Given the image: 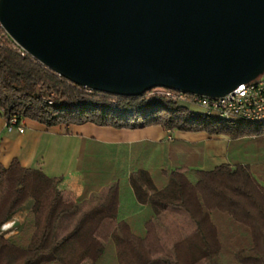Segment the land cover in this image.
I'll use <instances>...</instances> for the list:
<instances>
[{"label":"trees","instance_id":"obj_1","mask_svg":"<svg viewBox=\"0 0 264 264\" xmlns=\"http://www.w3.org/2000/svg\"><path fill=\"white\" fill-rule=\"evenodd\" d=\"M191 106L152 90L123 96L77 85L24 51L0 25V115L7 122L16 116L48 127L161 126L232 140L264 135L262 122ZM250 168H139L129 182L145 208L128 215L117 183L68 201L60 177L18 158L0 162V264H264V185ZM29 200L22 237H5L4 224Z\"/></svg>","mask_w":264,"mask_h":264},{"label":"water","instance_id":"obj_2","mask_svg":"<svg viewBox=\"0 0 264 264\" xmlns=\"http://www.w3.org/2000/svg\"><path fill=\"white\" fill-rule=\"evenodd\" d=\"M0 25L91 90L222 97L264 73V0H0Z\"/></svg>","mask_w":264,"mask_h":264},{"label":"crops","instance_id":"obj_3","mask_svg":"<svg viewBox=\"0 0 264 264\" xmlns=\"http://www.w3.org/2000/svg\"><path fill=\"white\" fill-rule=\"evenodd\" d=\"M23 124V133L17 128L6 131V119L0 115V162L8 166L18 158L24 167L60 177L59 189L68 201H77L85 194L117 183L122 211L129 215L139 208L143 210L145 207L137 202L129 182L131 173L139 168L152 173L158 168L180 166L209 171L222 164H242L250 166L264 185V162L256 156L242 155L238 147L243 138L232 140L226 135L167 130L161 126L117 129L88 122L48 127L29 119H24ZM27 204L13 216L11 226L5 228V237H22L32 201Z\"/></svg>","mask_w":264,"mask_h":264},{"label":"built area","instance_id":"obj_4","mask_svg":"<svg viewBox=\"0 0 264 264\" xmlns=\"http://www.w3.org/2000/svg\"><path fill=\"white\" fill-rule=\"evenodd\" d=\"M152 93H160L181 103L199 107L207 114L223 119H243L264 123V73L248 83L239 85L222 97L212 98L163 87L152 89ZM5 127L8 131L17 128L20 133L25 130L23 121H19L16 116L6 121ZM10 225L11 223L7 222L3 228H8Z\"/></svg>","mask_w":264,"mask_h":264},{"label":"rangeland","instance_id":"obj_5","mask_svg":"<svg viewBox=\"0 0 264 264\" xmlns=\"http://www.w3.org/2000/svg\"><path fill=\"white\" fill-rule=\"evenodd\" d=\"M191 109L193 111L204 112L203 109L196 107V106H191ZM6 131H8V130L6 129ZM238 149H239V151H241L242 155H244V156H256L260 159V161L264 162V135H262L258 138H255L253 136H244L243 141H242L241 145H239ZM27 205L28 204L26 203L23 208H25ZM23 211L25 212V209H23ZM13 220H14V218H12L8 222H10L12 224ZM17 230H19V229H17ZM4 231H6V230H4Z\"/></svg>","mask_w":264,"mask_h":264}]
</instances>
